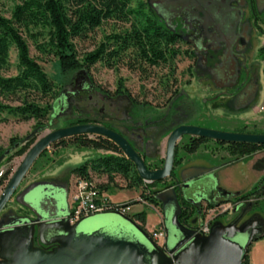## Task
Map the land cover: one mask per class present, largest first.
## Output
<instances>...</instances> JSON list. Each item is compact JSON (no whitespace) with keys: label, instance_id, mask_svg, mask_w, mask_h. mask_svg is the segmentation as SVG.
I'll use <instances>...</instances> for the list:
<instances>
[{"label":"rangeland","instance_id":"rangeland-1","mask_svg":"<svg viewBox=\"0 0 264 264\" xmlns=\"http://www.w3.org/2000/svg\"><path fill=\"white\" fill-rule=\"evenodd\" d=\"M18 2L19 0H1L0 14L6 18H10L11 10ZM227 5L189 3L152 4L151 6L158 17H161V13L164 12L163 14H165L164 16L167 19L175 20L176 23H180L182 19L187 17L197 19V21H201L200 24H202L203 29L213 28L224 38L230 37L231 34L247 32L252 47L248 52L246 60L249 66L259 69L261 75L258 95L248 107H243V105L236 103V101L232 106H227L228 100L226 98L213 99L206 102L205 99L208 100L213 95H210L211 93L207 85L204 84L202 86L189 76L188 68L191 65L182 55L176 61V74L174 78L170 77L168 70L153 68L146 69V71L132 70L127 63H124L125 65H120L121 67H119L118 71L108 69L102 64H97L91 69L89 74L91 79L88 80L84 75L80 74L64 76L56 59L41 55L31 40L27 39L31 56L40 63L45 72L58 86V94L53 101L55 112L49 117L47 129L34 137L35 141L33 145L53 130L69 126V123L74 120L73 116L80 113L72 109L76 104L80 106L81 110L95 112V116L99 117V110L105 104L100 97L102 93L114 97L112 107L117 109V118L127 116L130 104L126 99L121 97L124 94H119L120 88L125 90L138 103H146L153 107V109H156L157 111L149 112L152 115L165 113L167 106L170 104L169 102L172 99L173 101L176 99V106L181 108L180 115L178 114L179 118H183L185 112L187 116L177 123L178 125L199 126L223 132L241 133L244 131L245 133L257 132L258 134H264L263 63L258 49L263 45L264 37L254 28L252 8L249 5L237 10L230 8L228 14L224 13L223 10ZM258 16L260 24L264 23V12ZM238 19H240L239 25L237 24ZM121 26V24H117L116 28ZM114 27L115 24L110 23L96 33L91 34L85 41H77L79 55L82 56L85 53L91 52L100 43L104 35L110 33ZM245 27L247 31L244 30ZM247 27L252 29L251 33ZM179 29L181 30V28ZM179 47L182 50L186 49L185 45H180ZM11 62L14 66L17 63V52L15 49L11 50ZM10 75H15V71L10 73ZM218 93L221 96L219 90ZM180 94H182V97L177 98ZM183 102L185 103L186 110L185 106L182 105L184 104ZM105 106L108 112L109 103H106ZM70 107L71 110L69 109ZM35 125L36 123L33 120L23 122L11 117L6 123L0 125V154H2L0 155V179L8 169H11L13 174L24 158L23 155L21 157L14 156L9 161L6 158L2 159V156L7 151L12 150V140H16L17 142L25 140L36 132ZM89 138L95 139L96 137L89 136ZM165 141L166 138L161 142L157 155L159 160L154 162L147 160L148 163L156 165L159 164L161 158H164ZM186 142L187 138H183L178 143L176 161H180V163H175L173 178L155 182L152 185L153 187L150 188V191L156 196L172 188L174 179H188L190 175L193 176L197 173V169L203 167L213 170L212 178L217 183V193H222L224 196L227 194H249L256 187H258V191L264 189V150L250 157L237 160L230 154L226 146H220L214 141H210L203 145L195 154L188 155L184 152ZM12 152L14 154L15 150ZM45 152L46 155L43 157L41 155L29 171L21 186L22 188L42 181H53L70 186L76 180L72 176V169L86 162L96 160L99 157L102 158L110 155V153L104 151L80 150L72 144L58 148L52 145ZM159 166L161 168L160 164ZM152 170L156 169L153 168ZM92 179L99 185L106 184L105 177L96 173L92 174ZM115 184L116 186L110 188L108 191L110 201L114 204H134L136 214L144 213L146 215V230H154L160 227L161 223L169 231L174 229L171 219L175 209L172 205L167 207L166 215H163L162 208L160 210L154 205L150 204L147 206L138 202L140 199H143L142 190H128L127 184L119 178L116 179ZM146 184L151 186L152 183ZM3 185L6 186L5 183ZM4 186H0V195ZM64 204V207L67 209V193L65 194ZM231 206V204L228 205L226 207L228 208L227 212L219 214L211 224L221 223L227 225L231 223L235 215V206ZM263 208L264 201L262 203L261 200L257 201L255 209L245 220L259 214L264 221ZM185 215L186 213L183 212V216ZM108 219H111V217L102 214L93 215L83 223V228L99 229ZM205 221L206 219L201 220L200 224L202 225ZM138 223L140 224V222ZM243 223L242 221L240 225ZM248 257L249 261L250 259H254L257 262L256 264H264V237L251 244Z\"/></svg>","mask_w":264,"mask_h":264},{"label":"trees","instance_id":"trees-1","mask_svg":"<svg viewBox=\"0 0 264 264\" xmlns=\"http://www.w3.org/2000/svg\"><path fill=\"white\" fill-rule=\"evenodd\" d=\"M110 23L115 24L114 29L105 34L91 52L80 56L77 41H85ZM117 24L122 26L116 28ZM27 39L31 40L41 55L55 58L64 76L80 74L89 79L91 69L97 64L118 71L124 63L132 70H168L170 77L174 78L176 61L181 54L178 32L166 26L146 0H19L12 8L10 18L0 14V125L10 117L23 122L33 120L36 132L28 141L12 140L13 148L20 145L14 149V154L11 152L6 157L8 161L14 156L25 155L33 145L34 137L47 129L49 117L55 112L53 101L58 94L56 83L31 56ZM12 49L17 52L15 66L11 62ZM13 71L15 75H10ZM119 94L130 98L122 88ZM135 105L140 106L144 113L146 108L151 107L146 103L137 102ZM81 122L84 121L78 118L72 120L69 126ZM95 137L79 136L54 144L57 148L72 144L80 150L110 153L72 169V176L87 180H93V173L103 176L106 184L100 185V188L105 192L116 186V179L119 178L127 184L128 190H142V198L160 209L161 203L150 191L155 183L148 186L117 145L104 137ZM207 142L210 140L191 138L184 150L189 155L195 154ZM215 143L226 146L237 160L264 150L261 145ZM44 155L46 152L42 157ZM158 165L147 166L152 170L157 169ZM11 173V169L5 172L0 186L9 179ZM256 191L258 187L249 194H232L225 198L224 203L248 201ZM263 201L264 198L261 203ZM133 219L146 227L144 213L136 214ZM246 262L250 264L248 255Z\"/></svg>","mask_w":264,"mask_h":264},{"label":"water","instance_id":"water-1","mask_svg":"<svg viewBox=\"0 0 264 264\" xmlns=\"http://www.w3.org/2000/svg\"><path fill=\"white\" fill-rule=\"evenodd\" d=\"M34 135L27 137L26 141ZM85 135L104 137L117 145L125 157L134 164L139 177L149 184L173 178L177 145L184 137L206 139L228 145L264 146V134L233 133L180 126L166 140L163 167L151 170L129 140L108 127L99 124H79L56 129L36 141L24 155L21 164L11 175L0 196V213L46 150L60 141ZM19 145L17 144L15 148ZM12 150L7 151L2 159L10 155ZM212 173L213 170L197 169L194 177L181 180L185 185L183 191L179 189V179H174L179 192L172 187L156 196L161 203L163 215H166L168 206L172 205L175 209L171 219L174 229L169 231L164 227L167 233L165 249L159 248L147 230L141 228L132 218L116 212L104 213L102 215L111 219L105 221L99 229H87L83 228V223L89 217L71 224L69 213L62 206V210L54 217L40 215L37 220L39 234L44 244H57L55 250L49 252L32 247V233L28 232L31 231L32 226H29L28 220L26 226L12 227V237L8 240L10 243L6 242L10 245V251L6 254L9 261L0 264H247L246 258L251 244L264 236V221L259 214L245 220L252 212L255 201H250L241 209L237 218L231 223L214 224L207 236L198 232L201 225L197 228L191 226L198 218L188 223L192 212L188 210L187 204L195 207L198 217L204 219L207 217V211L210 212L219 206L211 199L217 191V183L213 180ZM46 185H48L46 182L31 184L21 195L22 198L29 197L33 203L26 205L34 210L39 209V200L36 195L33 197V194ZM64 191H68L67 186ZM231 195L227 194L226 197ZM64 200L65 197L58 201L62 204ZM59 203L58 206L61 205ZM239 208L240 206H235L234 214L239 212ZM185 211L187 216L180 220ZM242 221L244 223L240 225ZM25 228L29 230L23 232Z\"/></svg>","mask_w":264,"mask_h":264},{"label":"flooded vegetation","instance_id":"flooded-vegetation-1","mask_svg":"<svg viewBox=\"0 0 264 264\" xmlns=\"http://www.w3.org/2000/svg\"><path fill=\"white\" fill-rule=\"evenodd\" d=\"M146 3L150 5L189 4V3L206 4V5L228 4L226 8H223L224 13L227 14L229 13L230 8L237 10L239 8H244L249 5V7L252 8V22L254 24V28L264 37V33H263L264 23L260 24V20L258 16L260 13L264 12V0H146ZM261 4H263V6H261ZM163 13H161L162 15L158 13L161 16L160 17L161 21L164 22L166 26H168L172 30L178 32V35L180 36L179 46L180 45L186 46L185 50H182V48L180 47L179 48L181 51L180 56L182 55L186 60L190 62L191 66H189L188 68L189 76L194 78L197 81V83H200L202 86L204 84L207 85L211 93L210 95H213L208 100L205 99L206 102L213 99L226 98L228 100L226 103L227 106H232L233 103L236 101V103L243 105V107H248L249 104H251L258 95L261 75L259 69H254L253 66H249L246 60L248 57V52L252 47L247 32L246 33L243 32L240 34L237 33L231 34L230 37L224 38L222 35L217 33L216 30L213 28L203 29L202 24H200L201 23L200 20L197 21V19H190L187 17L185 19H182L180 23H176L175 20L173 21L167 19L164 16L165 14ZM239 21L240 19H238L237 21L238 25L240 24ZM179 28H181V30ZM247 28L251 33L252 29L249 27ZM244 30L247 31L246 27L244 28ZM258 49H259V54L262 58V63H263L262 78L264 79V55L262 54L264 49V43ZM85 77L89 80L87 76ZM211 86H213V88H211ZM218 90L221 96H219ZM100 97L105 104H103L102 108L99 110L100 113L99 117H97V115L95 116V112L81 110L80 106L76 104V106L73 107L72 109H74L75 112L79 111L80 113L74 115L73 119L76 120L79 118V120L84 121L79 124H99L108 127L118 132L119 134L125 136L129 140L133 148L143 157L145 163H147L150 166L152 164L148 163L147 160H149L150 162L159 160V157H157V155L160 150L161 142L165 138L167 140L168 136L177 127L187 126V125L177 124L187 117L185 112L186 106L184 103L186 101H184L183 102L184 104H182L183 106H185V110H184L185 114L183 118H179L181 108H178L176 106V101H175L176 99H174V101L172 99L169 102L170 104L169 106H167V111L165 113L163 114L156 113L155 115H152L149 112L157 111L156 109H153V107H149L146 108V112L144 113L142 112L143 109L140 106L135 105V103H137L135 99L131 98V96L130 98H128L127 96L122 95L121 97L126 99L130 104V109L128 111L127 116L123 118H119V117L117 118L116 117L117 109H114L112 107V102H113L112 100H114V97L108 96L103 93L101 94ZM180 97H182V94H180L177 98ZM132 101H135V103H133ZM106 103L107 104L109 103L108 112L106 111L107 109L105 106ZM69 109L71 110V107ZM193 127H199V126H193ZM199 128H203V127H199ZM241 133H245V132H241ZM249 134H258V133H249ZM184 138H187V142L184 145V148H186L189 145V142H191V137H184ZM165 146H166V141H165ZM177 149H178V145H177ZM159 164L161 165L162 168L164 164V158H161ZM158 168H160V166ZM194 176L195 175L193 176L190 175L188 179ZM9 179L5 182V185H7ZM24 180L22 181V183L20 184V186L18 187V189L16 190L10 201L7 203L3 211L0 213V262L9 261L6 254L10 251V247H9L10 245H7L6 242L10 243L8 240H11L12 237L11 235L12 227L26 226V224H28L26 223L28 220L30 221L29 226H32V228H30L31 231L28 232L32 233L31 244L33 248L43 249L50 252L58 247L57 244H52V245L44 244L42 237L39 234V227L37 220L39 218L38 216L40 215L44 217L52 218L62 210V208L65 206L64 201L61 204L59 203L58 200H60L61 198L63 199L65 197V194L67 193V202H68L69 186L67 184L56 183L53 181H42L48 183V185L43 186L34 192L33 197L36 195L39 200L38 201L39 209H35L36 210L35 211L33 208L29 207V205H26L31 203V199L27 196L23 198L21 197V195L29 187V186L25 188L21 187ZM173 183L174 185L172 187L175 188L176 192H179V189L183 191L185 185L184 183L181 182L180 179H179V186H180L179 189H178V185L176 184V181H174ZM3 186L4 185H2L1 187ZM66 186L68 187L67 192L64 191ZM5 187L6 186H4V188L2 189V193ZM225 198L226 196H224L222 193H217V191L214 192L213 197L211 199L213 200V203L218 204L219 206L215 208L216 212L212 216L213 220L211 221V223H213L214 219H216L217 216L220 214L219 209L222 206L227 207L230 204L232 206H236V205L240 206L239 212L234 215L232 221L235 218H237L241 209L245 208L250 201H255L254 207L252 209L253 211L255 209L257 201L264 198V189L260 191H256L251 196L250 200L240 203H224ZM23 201L24 203H22ZM143 201L146 202L147 206L150 205L148 201L146 200ZM58 203L61 205L58 206ZM187 205L189 207L188 210L192 212L191 218L188 220V223L198 218L197 222L191 225L193 226V228H197L201 225L199 220L200 221L204 220V218L198 217L197 209L195 207L189 204ZM34 206L36 205L34 204ZM67 211L69 213L68 208ZM211 212L212 211L206 212L208 213L206 214L207 217L210 215ZM107 213H111V212H107ZM185 213L186 215L181 217L180 220L184 219L187 216V211H185ZM135 222L139 226H141L137 221ZM213 225L214 224H211V228ZM141 228L145 229V227L142 226ZM27 230H29V228L23 229V232H26Z\"/></svg>","mask_w":264,"mask_h":264},{"label":"built area","instance_id":"built-area-1","mask_svg":"<svg viewBox=\"0 0 264 264\" xmlns=\"http://www.w3.org/2000/svg\"><path fill=\"white\" fill-rule=\"evenodd\" d=\"M138 202L142 205H147L142 199ZM134 207V204L112 203L108 193L103 191L100 185L93 180L76 179L69 186L68 210L71 224H75L84 218L107 212H116L133 219L137 213ZM227 210L226 206H222L219 209V213H226ZM215 212L216 209L212 210L210 215L206 217V221L200 226L199 233L206 236L210 234L212 216ZM147 232L159 248L165 249L167 233L163 227H158L151 231L147 230Z\"/></svg>","mask_w":264,"mask_h":264},{"label":"crops","instance_id":"crops-1","mask_svg":"<svg viewBox=\"0 0 264 264\" xmlns=\"http://www.w3.org/2000/svg\"><path fill=\"white\" fill-rule=\"evenodd\" d=\"M203 169H207V168H204V167H203ZM107 193H108V192H107ZM146 225H147V223H146ZM163 225H164V224H163V223H161V226H160V227H163V228H164V226H163ZM249 262H250V264H256V263H257V262H256V260H254V259H252V260L250 259V261H249Z\"/></svg>","mask_w":264,"mask_h":264}]
</instances>
